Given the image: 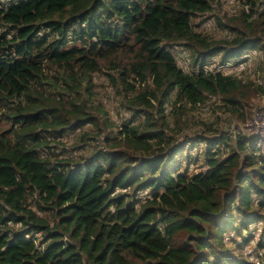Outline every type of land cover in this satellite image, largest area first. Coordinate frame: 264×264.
<instances>
[{
	"label": "trees",
	"instance_id": "trees-1",
	"mask_svg": "<svg viewBox=\"0 0 264 264\" xmlns=\"http://www.w3.org/2000/svg\"><path fill=\"white\" fill-rule=\"evenodd\" d=\"M224 1L0 0V264H264V0Z\"/></svg>",
	"mask_w": 264,
	"mask_h": 264
},
{
	"label": "rangeland",
	"instance_id": "rangeland-1",
	"mask_svg": "<svg viewBox=\"0 0 264 264\" xmlns=\"http://www.w3.org/2000/svg\"><path fill=\"white\" fill-rule=\"evenodd\" d=\"M236 5H237V1H235V0H225L223 3H222V8H223V10L224 11H226L227 13H230V12H233V11H235V9H236ZM204 24H202V26H203ZM206 27L208 28V29H211L212 31L215 29V27H214V25H213V23L210 21V22H208L207 24H206ZM178 49H181V47H178ZM249 53V55H247L248 57H247V61L245 62L246 63V65L247 66H249L250 65V69L248 70V72H251V73H253V71H252V65H253V61H256V59L258 60V59H260V58H262L263 59V62H264V56H262V54L260 53V52H258V53H254V52H248ZM177 62L178 63H180V64H184L186 61H183V59L180 57V54H178L177 55ZM240 67H243L244 66V64H242V66L241 65H239ZM233 71H235L236 72V74H237V72H238V70H237V66L236 67H234V70ZM257 73L255 74V78H254V80H256V81H258L259 80V78H256L257 77ZM262 82H263V93H264V81L262 80ZM105 95H107V96H109V97H111V99L109 98V100L107 99V101H108V103H110V102H112V97L114 98H119V96L116 94V92H109V90L107 89V90H105ZM263 95V98H264V94H262ZM262 97H254L253 99H252V102H253V106H252V108L256 105V104H258V103H264V99H263ZM251 108V109H252ZM251 111V110H250ZM200 112V116H202V117H207L208 115H209V110H207V108L206 107H204V108H201V110L199 111ZM111 118L115 121V123H121V121L123 120V119H125V117H120V116H118V115H116L115 114V110H111ZM233 123H236V122H232V124ZM0 124H2V126H4L5 124H3L2 122H0ZM264 149V148H263Z\"/></svg>",
	"mask_w": 264,
	"mask_h": 264
},
{
	"label": "built area",
	"instance_id": "built-area-1",
	"mask_svg": "<svg viewBox=\"0 0 264 264\" xmlns=\"http://www.w3.org/2000/svg\"><path fill=\"white\" fill-rule=\"evenodd\" d=\"M232 128L233 131H243L246 134L254 136L256 144L260 148H264V103L256 104L251 109L247 118L242 122L233 123Z\"/></svg>",
	"mask_w": 264,
	"mask_h": 264
}]
</instances>
